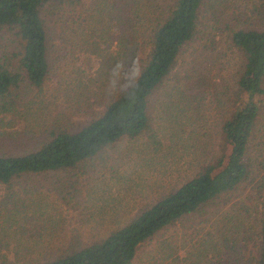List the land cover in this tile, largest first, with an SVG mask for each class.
<instances>
[{
	"label": "trees",
	"instance_id": "obj_1",
	"mask_svg": "<svg viewBox=\"0 0 264 264\" xmlns=\"http://www.w3.org/2000/svg\"><path fill=\"white\" fill-rule=\"evenodd\" d=\"M56 16L63 45L53 42ZM74 50L98 59L91 90L80 78L83 70L73 72L72 97L80 95L81 103L76 98L78 105L70 111L86 105L91 115L77 122L63 112L53 120L44 115L31 148L0 154V213L25 201L21 192L11 191L14 185L24 189L31 181L30 189L36 191L33 176L64 197L66 183H76L87 167L109 171L104 153L150 130V99L165 85L180 83L165 90L159 113L171 126L164 131L168 138L180 139L181 133L194 137L190 147L199 155L175 186L103 237L81 244L74 236L50 257L21 254L18 264H132L152 239L157 241L142 264H264V0H93L90 5L81 0H0V124L5 116L7 128L25 122L21 130L0 129L1 140L27 135L35 127L32 119L44 102L52 62L69 60ZM169 75L175 76L174 84H165ZM89 91L96 98L94 107ZM180 102L187 106L183 124L175 116L181 109L169 107ZM206 114L213 122L203 130ZM165 115L171 116L165 120ZM185 123L198 127L184 130ZM214 134L220 138L218 148L207 152L200 139ZM23 211L2 216L0 264H7L2 251L14 246L24 251L40 241L30 242L20 228L30 233L28 225L38 222L42 212ZM195 217L199 223L213 217L210 227L219 235L206 233L195 242L194 253L180 258L181 243H188L197 229L188 226ZM188 227L186 234L178 230ZM222 227L229 235L220 232Z\"/></svg>",
	"mask_w": 264,
	"mask_h": 264
},
{
	"label": "rangeland",
	"instance_id": "obj_2",
	"mask_svg": "<svg viewBox=\"0 0 264 264\" xmlns=\"http://www.w3.org/2000/svg\"><path fill=\"white\" fill-rule=\"evenodd\" d=\"M85 4H89L93 0H81ZM67 8H70L69 6ZM56 18L55 25L53 28L52 36L54 38L55 45H63L65 38L63 34L58 31L57 23L59 22ZM65 33V32H64ZM61 41H58V39ZM55 47V46H54ZM59 55V53H57ZM54 59V56H50ZM69 62V64H68ZM98 65V59L94 55L90 54H78L76 50L70 56V59L59 58V60L52 62V69L50 70L46 83L43 86L45 91L44 102L36 110L37 119H32L30 132L27 135L17 134L15 138L1 140L0 138V154H9L19 151L21 149H29L33 146V141L36 140L40 133H36L38 124H44L43 117L47 116L48 119H55L59 112L65 113L70 117L71 121L77 122L88 118L91 115V110H86V105H81V108L71 109L73 106H77L81 103L80 95L72 97L75 91L73 85L75 84V76L73 72L75 70H83L80 73V78L87 84V90H91L93 82L90 80L93 77L94 71ZM179 60L175 66L178 70L176 77L180 78V74L183 70L179 66ZM229 69V68H227ZM228 71V70H227ZM77 73V72H75ZM173 74V72L171 73ZM110 76L107 75L106 78ZM99 78H103L99 75ZM174 75H169L165 84H174ZM180 87V83L176 85ZM175 85L163 86L157 93H155L150 99V114H151V125L150 130L144 133V136L138 137L134 140H122L116 144L113 148L106 150L105 159L106 165H111L110 170H90L87 167V171H84L82 175L77 176V181L73 185L66 183L69 186H65L64 197H61V193L50 189L47 185H42V180L37 176L31 178L35 179L34 184L36 191L30 189L31 181H27L28 188H21L18 185L12 187L14 195H18L21 192V197L25 199L24 203L14 204L13 207H9L6 211L0 213V223L4 222V214L11 216H19V212H24L23 209L28 213L37 211L36 214L42 212V215L38 222L34 225L29 224L28 227L31 232H27L23 225L20 228L24 231V237L29 235L30 242L32 240H40L37 244H31L28 249L22 251L19 246L11 247L9 251H2L6 258L7 264L13 263L21 259V254L34 257V259L41 260L44 257H50L56 253L57 248L68 242L71 237L76 236L80 239L81 244H86L92 240L103 237L111 229L126 222L138 208L143 206L151 199H156L163 192L168 190L170 187L175 186L187 173L190 168L193 167L195 159L192 161L193 156L199 155L198 150L190 147L194 143L195 138H186L181 133V138L177 139L174 137H167V130L171 125L166 124L164 121L163 114L159 113L163 107L161 102L166 99L165 90L169 87L176 88ZM86 90V91H87ZM210 90H213L212 88ZM88 102L92 103L93 107L96 106L95 96L89 91L87 93ZM76 98H79L78 104H76ZM48 100L52 102L49 103ZM43 106L48 109L42 108ZM70 106V107H69ZM158 106V107H157ZM37 107L34 106L33 109ZM170 111H177L181 109L178 115L180 123L185 122L184 114L187 112V107L184 102L178 104L171 103ZM156 109V110H155ZM158 110V111H157ZM200 112V111H198ZM219 113L218 111H216ZM173 113V112H172ZM171 113V114H172ZM195 113L197 111L195 110ZM188 114V113H187ZM171 116V115H170ZM170 116L165 115V120H168ZM206 125H203V130L207 125H212V117L206 114ZM160 117V119H159ZM18 119V118H17ZM9 120L8 116L4 117V121L0 124V129L6 131L21 130L25 126V122L20 120L15 121L12 125L13 128H7L5 122ZM165 127H164V126ZM195 125L194 130L198 126L195 123L186 126L187 130L192 129ZM43 128V127H42ZM202 129V128H201ZM206 135H207V131ZM212 132V130H208ZM13 134V133H12ZM34 134V135H33ZM31 136V137H30ZM191 136V135H190ZM209 139V140H206ZM148 141V146L144 145V141ZM201 143L203 148L208 152L209 150H216L217 143L220 142L218 135L214 134L211 137H201ZM191 150L192 153H191ZM109 160V161H108ZM125 162V163H123ZM192 164H191V163ZM123 163V164H121ZM191 166H190V165ZM73 179H71L72 181ZM22 182V179L20 180ZM37 182V183H35ZM75 188H73L72 186ZM23 187H25L23 185ZM35 190V189H34ZM28 191V192H27ZM250 216L246 217L245 227H247ZM211 220L199 223L198 218H191L188 221V226L196 224L197 229L189 235L190 241L181 243V248L178 251L180 258L188 257L189 253L193 252V246L195 242L201 241V239L210 232L213 237H216V231H212L210 227ZM42 219V220H41ZM20 220V219H19ZM22 221L19 223L21 225ZM32 223V222H31ZM14 224V223H12ZM19 225L16 227L19 228ZM27 223L25 224V226ZM222 233L229 235L227 231L221 228ZM179 232H190V227L186 229H178ZM9 229L7 230V232ZM163 234L164 238H167V234ZM239 233H241L239 231ZM229 238V237H228ZM44 239L47 241L42 242ZM156 239H152L149 243L144 245L143 251L138 252V258H136L132 264H142L147 258V252L150 249L151 244L156 243ZM229 244V242H228ZM195 248V247H194ZM232 250H224V253L230 254ZM24 252V253H22ZM194 253V252H193ZM222 258V257H221ZM190 259L194 261L195 256H191ZM230 259V257H227ZM193 264L192 262H190ZM189 264V263H187ZM198 264H201L198 263Z\"/></svg>",
	"mask_w": 264,
	"mask_h": 264
},
{
	"label": "clouds",
	"instance_id": "obj_3",
	"mask_svg": "<svg viewBox=\"0 0 264 264\" xmlns=\"http://www.w3.org/2000/svg\"><path fill=\"white\" fill-rule=\"evenodd\" d=\"M121 71H123V66L121 65Z\"/></svg>",
	"mask_w": 264,
	"mask_h": 264
}]
</instances>
